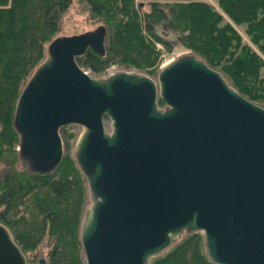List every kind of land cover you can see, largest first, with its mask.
Here are the masks:
<instances>
[{
	"label": "water",
	"instance_id": "obj_1",
	"mask_svg": "<svg viewBox=\"0 0 264 264\" xmlns=\"http://www.w3.org/2000/svg\"><path fill=\"white\" fill-rule=\"evenodd\" d=\"M105 35L99 25L54 38L13 119L19 154L39 173L62 159L59 129L83 126L74 157L92 196L85 263L149 264L183 233L201 232L210 261L264 264V108L194 54L165 64L157 80L96 78L75 57L104 54ZM0 264H26L1 223Z\"/></svg>",
	"mask_w": 264,
	"mask_h": 264
},
{
	"label": "trees",
	"instance_id": "obj_2",
	"mask_svg": "<svg viewBox=\"0 0 264 264\" xmlns=\"http://www.w3.org/2000/svg\"><path fill=\"white\" fill-rule=\"evenodd\" d=\"M75 1L0 0V223L27 262L36 264H82L79 230L86 178L74 157L75 134L67 126L59 129L62 159L39 173L21 158L13 124L20 92L46 58ZM216 1L217 7L207 0H77L90 22L105 26L106 35L104 54L87 48L75 60L91 75L119 64L150 76L161 63L155 43L167 51L182 45L264 108V0ZM43 244L48 247L39 255ZM149 264L217 263L206 255L203 234L195 232L185 233Z\"/></svg>",
	"mask_w": 264,
	"mask_h": 264
},
{
	"label": "rangeland",
	"instance_id": "obj_3",
	"mask_svg": "<svg viewBox=\"0 0 264 264\" xmlns=\"http://www.w3.org/2000/svg\"><path fill=\"white\" fill-rule=\"evenodd\" d=\"M207 1L209 3L215 5V7L218 6L216 0H207ZM144 8L145 9L149 8L148 4L144 5ZM99 25H101V24L100 23H92L88 20L87 12L84 10V7L82 5L77 4V0H76L73 7L65 15L63 28L61 30V33H59L57 36L72 35V34H77V33L85 32V31H91V30H94ZM237 29L240 32V34L243 36L244 40L247 41L248 39H247L246 34L244 33L243 26L238 25ZM162 33H163V37H169V39L172 40L171 36H169V34H167V33L164 34V31ZM155 48H156V50H159L161 52V54H160L161 63H160V65H157V67H156L157 71L154 75H150V76L148 75L149 77H151L154 80H157L158 73H159L160 69L165 64L169 63L173 59H176L180 56L192 54V52L189 48H186V47H184L182 45H178V44H174L173 48L170 51H167L161 43H155ZM262 57L264 58V55H262ZM115 71H133V72H138V73H142V74L147 75L146 71L138 70V68H133V67L127 68V67H124V66L119 65V64L118 65L117 64H111L109 67L105 68L102 72H100L99 74H95L93 76L96 78H104L107 75H109ZM88 73H90V72L88 71ZM262 74L264 75V68L262 69ZM104 123H105L106 128L108 130H111V121L109 119H106ZM66 130L71 131L73 134H75V140L73 141V146H74L73 152H75L76 142H77L78 138L80 137V135L82 134L84 128H83V126H80L77 124H71V125H67ZM59 134H60V132H59ZM17 167H19V168L22 167L21 162H18ZM85 186H86V193H85L86 198L84 200V211H83L82 221L80 224V230L79 231H81V226H82V222L84 219L85 209H87L92 203V196H91V193L89 191L87 181H85ZM184 235H185V233H183L175 242L180 240ZM80 242H81V239H80ZM47 247H48V245L45 246V244L39 245L36 253L37 254L39 253V255H40V252L43 253ZM81 247H82V244H81ZM81 256H82V264H86L83 248L81 249ZM24 258H25V256H24ZM25 262H26V264H36V261L32 262L31 259H29V262H27V259H25Z\"/></svg>",
	"mask_w": 264,
	"mask_h": 264
},
{
	"label": "bare ground",
	"instance_id": "obj_4",
	"mask_svg": "<svg viewBox=\"0 0 264 264\" xmlns=\"http://www.w3.org/2000/svg\"><path fill=\"white\" fill-rule=\"evenodd\" d=\"M104 26V25H103ZM105 27V26H104ZM106 29V28H105Z\"/></svg>",
	"mask_w": 264,
	"mask_h": 264
},
{
	"label": "built area",
	"instance_id": "obj_5",
	"mask_svg": "<svg viewBox=\"0 0 264 264\" xmlns=\"http://www.w3.org/2000/svg\"><path fill=\"white\" fill-rule=\"evenodd\" d=\"M87 72V71H86Z\"/></svg>",
	"mask_w": 264,
	"mask_h": 264
}]
</instances>
